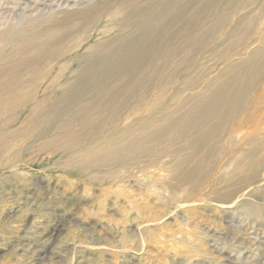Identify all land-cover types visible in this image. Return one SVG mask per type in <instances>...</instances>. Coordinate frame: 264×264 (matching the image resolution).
<instances>
[{"label":"rangeland","instance_id":"374dc122","mask_svg":"<svg viewBox=\"0 0 264 264\" xmlns=\"http://www.w3.org/2000/svg\"><path fill=\"white\" fill-rule=\"evenodd\" d=\"M50 1L54 5L52 10L58 11L56 6L59 0ZM189 1L173 0V3L177 7ZM206 1L208 0L190 3L181 24L171 21L170 14L174 11V6L171 12L165 13V4L172 2L171 0H153L150 4L151 9L145 16L149 20L147 24L152 26L148 40L152 36H158L159 40L149 67L152 85L151 102L147 109L148 117L153 123L164 122V113L170 107L167 100L171 96L167 95L164 100L166 92L173 94L176 90L181 91L186 94L182 99L195 97L204 102L207 88L219 82L227 67H239L250 52L264 46V30L256 32L253 27L245 30L244 24H239L240 19L245 16L258 18L260 14L255 6L264 0H258L255 5L245 9L242 8L245 0H223V5H220L221 0H218V5V1L213 0L206 10L201 9ZM100 2L101 0H91L90 3ZM51 3L0 0V30L20 23L25 16L48 14L51 8L45 5ZM64 8L63 6L62 9ZM231 8L234 13L221 21ZM122 17L118 13L102 23L101 29L110 25L109 21L115 22V26L110 25L108 31H96L90 39L75 47L67 58L45 66L27 67L20 79L13 77L25 68L18 57L11 54L10 48L4 46L0 67L12 68L1 78V88L23 89L43 83L38 87L42 90L36 89V92L41 99H46L45 102L52 96L66 93L70 86L87 89L86 78L81 80L77 76L80 65L83 66L90 59L101 58V55L117 45L138 39L145 29L143 25L122 28L121 22L125 20ZM260 17L255 21L256 26L263 21ZM209 26L215 27L211 33L214 45L220 41L219 43L228 46L222 58L216 56L219 49L213 45L209 49L200 50L201 52H195L189 47L182 53L163 60V53L170 48L172 37L175 38L176 35L179 40L187 30L193 29V33H196ZM252 40L257 41L249 44ZM113 44L115 45L112 46ZM227 53H231V56L226 57ZM190 55L192 60L188 59ZM39 68L43 72L41 84L33 80L32 76H27ZM176 69L179 71L174 72ZM49 72L51 73L48 74ZM201 103L191 107L187 117ZM29 107H25L21 122L17 125L23 122ZM144 117L136 118L131 115L128 122L137 120V123L133 122L136 130ZM126 124L128 123L120 121L118 137L125 134L120 130ZM227 131L224 141L226 149L220 153L215 167L208 168L188 182L177 183L173 178L185 160L191 157V149L183 141L158 148L150 157L134 159V163L118 170V178L112 176L115 173L112 170L117 166H114L115 162L112 160L113 165L104 163L111 159L101 160L87 156L72 159L81 150L93 146L94 142L64 155L39 153L37 149L35 155L33 153L19 159L13 172L1 169L0 193L10 190L11 194L0 200L2 216L17 206L22 208L23 214L19 215L21 211L16 209V215L20 217H16L17 221L13 219V225L0 222L3 225L0 228V264H28L30 261L32 264H264V219L249 217L241 208L242 205L253 204L258 210L261 206L264 207V198L259 195L264 178L236 194L231 202L216 199V195L236 183L237 179L232 175L234 161L241 159L245 152L260 144L261 138H264V77L252 84L245 107L233 119ZM179 145L183 146L177 148ZM83 162H92L94 165L79 167ZM171 189L177 194L172 198ZM11 203L15 204L12 208L9 207ZM26 204L28 205L24 208ZM27 224L29 229L25 230ZM44 228L48 232L53 231L48 247L55 254H48L47 257L42 255V259H37L34 240L40 238L37 236ZM16 241L21 242L20 247H25L24 250L19 247L21 250L18 248L17 252L11 251V246Z\"/></svg>","mask_w":264,"mask_h":264},{"label":"bare ground","instance_id":"6f19581e","mask_svg":"<svg viewBox=\"0 0 264 264\" xmlns=\"http://www.w3.org/2000/svg\"><path fill=\"white\" fill-rule=\"evenodd\" d=\"M37 1L43 2V4L51 3L50 0H34V2ZM117 1L119 0H101L98 4H92L90 3L91 0H59L56 6V9L59 8L58 11L52 10L54 5L51 3L45 5L51 8L48 14L36 13L35 16H25L20 23L0 30V59L4 54L3 47L10 48L11 54L16 55L20 60V64L25 68L13 77L20 79L22 73L28 69L27 67L45 66V64L53 61H61L67 58L75 47L90 39L96 31L99 30L98 33L104 30L108 31L111 28L110 25L115 26V22L109 21L110 25L105 26V29H101V24L117 16L118 13L123 15L122 19H125L121 22L122 28H134L138 25L145 27V29L142 27L143 30L138 39L130 40L112 48L115 45L113 44L112 49H107L108 51L104 52L105 54L101 55V58L97 60L90 59L83 66L80 65L77 76L81 80L86 78L88 86L85 90H82V87L70 86L66 93L50 97L49 101L53 99L52 102H45L46 99H41L36 92V89L43 84L40 83L43 79L41 68L31 71L27 75L32 76L33 80L38 81L41 85L23 89H8L1 88V83L0 170L13 172L19 159L22 160L25 155L31 156L33 153L35 155L37 149L39 153L54 155L62 153L64 155L91 142L95 144L81 150L72 159H78L82 156L101 160L111 159L104 163L113 165V160L115 162L114 166L117 165L112 170V172H115L112 175L113 178H118L116 177L118 170L134 163V159L150 157V154H153L156 149L171 146L180 141H183L184 145L187 142L186 145L191 149V157L186 159L183 166L174 174L173 178L178 181L177 183L188 182L192 178L198 177L208 168L215 167V164L219 161L220 153L223 149H226L224 141L228 135L227 129L230 123L245 107L252 84L264 77V46L257 47V49L250 52L248 57L240 62L239 67H227L225 75L219 82L207 88V96L204 102L201 98L195 97H184L182 99L183 95L186 96V94L181 91L176 90L173 94L166 92L163 96L164 100H166L167 95L171 96L167 100L170 107L164 113L166 116L164 122L153 123L150 116L148 117L149 110L147 109V105L151 102L150 89L152 85L149 67L151 59L156 54L154 52L159 40L158 36H152L148 40L149 30L152 26L148 25L149 20L145 19L151 9L150 4L153 0L146 2L144 0H123L121 3ZM171 1L165 4V10H167L165 13L171 12L174 6V11L170 14L171 21L175 24H181L187 14V7L190 3H196L197 0H190L187 4L177 5V7L174 5L173 0ZM212 1H206L201 9L206 10ZM255 2H258V0H245L242 8L245 9L248 6L255 5ZM220 5H223V0L220 1ZM63 6L64 9H62ZM255 8L263 21L256 26L259 17L250 18L245 16L240 19L239 24H244L245 30L253 27L256 32H262L264 30V1ZM233 13L234 9H229L221 21L226 16L230 17ZM214 28V26H209L196 33H193V29L187 30V33L182 35L179 40L175 35V38L170 39V48L163 53V60L165 61L166 58L172 55L182 53L184 49L189 47L195 52L209 49L214 45L211 40L213 36L211 33ZM262 40L263 38L260 43ZM255 41L257 40H252L249 44ZM219 42L217 41L214 47L218 46L217 50H219L216 51V56L222 58L228 46ZM229 56H231V53L229 55L227 53L226 57ZM188 59L192 60V55L188 56ZM10 68L12 67H0V80ZM178 71L176 69L174 72ZM161 95L162 93H160ZM198 103L201 104L191 111L187 117L189 109ZM26 106H30L27 115L22 120L23 122L17 125ZM131 115L136 116V118L145 115L141 121L139 120V128L136 130L133 122L137 123V120L128 122ZM121 120L128 124L120 130L125 134L118 137L117 130L120 128ZM261 140L260 144L245 152L241 159L234 161L232 175L237 179L235 180L236 183L216 195L218 201L231 202L236 194L254 184L260 178H264V138H261ZM180 146L183 145H179L177 148ZM122 161L124 163H121ZM92 165H94L92 162H83L78 166L87 168ZM66 166L68 167V164ZM94 180L99 181L98 178H94ZM9 192L10 190L1 192L0 195L4 194L0 196V200H3L2 197L5 195L10 196ZM171 192V198L177 195L174 189H171ZM250 194L252 193L250 192ZM259 195L264 198V184ZM6 200L7 198L4 199V201ZM14 205L7 206L12 208ZM27 205L23 207L26 208ZM18 207H13L3 216V213H1L3 209L0 210V222L4 225L12 224L13 219L16 220V217L23 214L22 208ZM241 208L249 217L264 219V207L262 206L260 210L254 204L250 206L242 205ZM16 209L18 212L21 211L18 216L16 215L18 213ZM27 211L25 210L26 214H28ZM2 226L0 225V228ZM26 226L25 230H28V224ZM32 229H35V227ZM29 231L32 232V230ZM35 231L37 230L35 229ZM52 232L51 230L48 232L47 228H44L37 236L40 238L38 240L35 238L34 250L38 255L37 259L47 257L48 254H55L48 247L50 246ZM21 238L23 237L21 236ZM15 243L14 246H11V251L17 252V249L22 245L18 241ZM28 264H32V262L30 261Z\"/></svg>","mask_w":264,"mask_h":264}]
</instances>
